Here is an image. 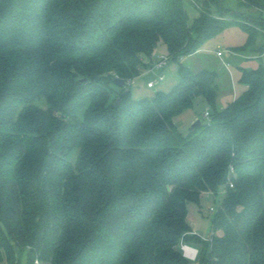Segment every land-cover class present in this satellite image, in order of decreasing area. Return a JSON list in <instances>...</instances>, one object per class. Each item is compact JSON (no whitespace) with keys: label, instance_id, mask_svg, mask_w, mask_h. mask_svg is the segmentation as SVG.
Returning a JSON list of instances; mask_svg holds the SVG:
<instances>
[{"label":"trees","instance_id":"16d2710c","mask_svg":"<svg viewBox=\"0 0 264 264\" xmlns=\"http://www.w3.org/2000/svg\"><path fill=\"white\" fill-rule=\"evenodd\" d=\"M229 2L190 25L183 0H0V264H192L190 241L197 264H264V65L224 108L207 69L151 98L127 84L161 44L178 61L232 25L237 51L264 38V0ZM199 97L209 121L183 135ZM220 187L203 241L187 205Z\"/></svg>","mask_w":264,"mask_h":264},{"label":"rangeland","instance_id":"374dc122","mask_svg":"<svg viewBox=\"0 0 264 264\" xmlns=\"http://www.w3.org/2000/svg\"><path fill=\"white\" fill-rule=\"evenodd\" d=\"M205 0H183V6L188 17V23L191 25L197 17L200 6ZM225 3H230L225 0ZM231 4V3H230ZM223 20H231L224 17ZM254 28L258 25L248 23ZM260 29V28H259ZM247 34L238 26L232 25L224 29L220 34L206 41L201 50L193 55L184 56L178 61L169 59L164 45L157 47L159 57H166L167 62L161 69H154L144 74L143 78L133 80L129 86L130 92L135 99L144 97L151 98L156 92H168L179 80L178 68L183 65L192 72H198L207 69L216 72V83L219 95L217 105L225 107L227 102L232 100L233 96H239L243 87L238 83L240 72L238 68L255 69L258 65H264V51L260 52V47L264 43V38L257 35L251 40V46L245 51H237V48L243 46L247 41ZM220 51L223 56L218 57L216 52ZM163 76V81L157 83L153 88L147 87V82L156 81ZM209 112L206 102L201 98H196L190 109L185 110L173 119L176 129L186 135L191 125L199 120L201 123H208L209 119L204 114ZM225 194V189L220 187L216 194L211 192L202 193L199 205L189 203L187 205V222L192 231L203 241H209L212 236V220ZM182 246H188L197 250L195 260L192 264H197L198 251L200 244L190 241L182 243ZM41 264V263H38Z\"/></svg>","mask_w":264,"mask_h":264},{"label":"built area","instance_id":"2783aa9c","mask_svg":"<svg viewBox=\"0 0 264 264\" xmlns=\"http://www.w3.org/2000/svg\"><path fill=\"white\" fill-rule=\"evenodd\" d=\"M216 54H217L218 57H221V55H222V53H221L220 51H218ZM167 59H168V58H166V57H159L155 62L152 63V65H151L149 71H153V70L156 69V68H157V69H161V68L166 64ZM161 81H163V76H160V77H159L156 81H154V82H151V81L148 82V83H147V87H148V88H153L157 83H159V82H161ZM131 83H133V81H129L127 84L129 85V84H131ZM208 115H209L208 112H206V113L204 114L205 118H208V117H209ZM229 186L232 187L231 184H230ZM185 247H188V246H181V250H182V252H183L185 258H187L189 261H193V260H195V258H196V254H195L194 257L191 258V255L185 250ZM196 252H197V250H196ZM35 264H38V261H35Z\"/></svg>","mask_w":264,"mask_h":264},{"label":"crops","instance_id":"0c3cea01","mask_svg":"<svg viewBox=\"0 0 264 264\" xmlns=\"http://www.w3.org/2000/svg\"><path fill=\"white\" fill-rule=\"evenodd\" d=\"M166 49V48H165ZM201 49H199L197 52H199ZM158 50L156 49L155 51H154V53H153V56H152V58H151V60H149V59H147V58H144V60H143V62L145 63V64H147V66L145 67V69L140 73V75L136 78V79H138V78H143V77H146V76H144V74L145 73H147L148 71H149V69H150V67H151V65H152V63L153 62H155L158 58H159V52H157ZM196 52V53H197ZM218 52V51H217ZM216 52V53H217ZM166 53H167V51H166ZM196 53H194V54H196ZM193 55V54H192ZM190 56V55H189ZM221 56H223V54L221 55ZM148 82H150V81H148ZM147 82V83H148ZM243 91V90H242ZM241 91V92H242ZM238 96H233L232 97V100L230 101V102H232L234 99H236ZM230 102H227L226 103V105L228 104V103H230ZM220 108H224V107H221L220 106Z\"/></svg>","mask_w":264,"mask_h":264},{"label":"water","instance_id":"95a60500","mask_svg":"<svg viewBox=\"0 0 264 264\" xmlns=\"http://www.w3.org/2000/svg\"><path fill=\"white\" fill-rule=\"evenodd\" d=\"M113 84L117 87H120L122 88L124 86V80L120 79V78H114L113 79ZM125 91L127 92L128 89H125ZM120 102V98H117L116 99V102L115 104H118ZM201 125V122L199 120H196L192 125H191V128H190V131L195 129V128H198L199 126ZM184 255V254H183Z\"/></svg>","mask_w":264,"mask_h":264}]
</instances>
